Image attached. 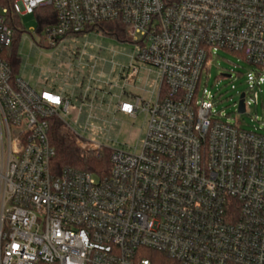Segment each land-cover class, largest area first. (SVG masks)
I'll return each instance as SVG.
<instances>
[{
    "label": "built area",
    "instance_id": "1",
    "mask_svg": "<svg viewBox=\"0 0 264 264\" xmlns=\"http://www.w3.org/2000/svg\"><path fill=\"white\" fill-rule=\"evenodd\" d=\"M46 6L57 14L45 32L51 46L123 23L133 58L158 70L161 93L117 105L149 116L139 153L112 149L105 177L57 171L53 118L84 152L104 145L67 122L70 97L13 75L2 53L15 29L0 3V264H154L150 250L169 264H264V131L231 122L200 89L202 71L224 49L253 67L245 111L258 103L264 0H13L12 12ZM131 68L128 83L138 72ZM91 91L85 130L98 120L97 90L88 85L83 99Z\"/></svg>",
    "mask_w": 264,
    "mask_h": 264
},
{
    "label": "rangeland",
    "instance_id": "2",
    "mask_svg": "<svg viewBox=\"0 0 264 264\" xmlns=\"http://www.w3.org/2000/svg\"><path fill=\"white\" fill-rule=\"evenodd\" d=\"M20 20L24 32L19 41L21 65L18 76L38 89L60 87L69 77L93 76L114 84L119 79L121 67L127 64V54L135 50L134 43L121 42L101 33H89L51 46L45 33H38L39 21L35 14H23ZM211 59L210 69L202 71L201 91L207 88L213 93L215 108L228 115L231 122L246 130L264 131V84L257 88L258 103L248 106L246 111H239L241 94L247 91L248 74L253 71L251 64L239 54L224 49H219ZM92 64L97 66L94 71ZM147 77L148 71L127 90L142 94L141 87ZM72 103L76 107L65 115V119L85 140L111 149L140 152L149 122L145 112H138L136 117L119 112L106 114L105 121L92 120L85 130V109L80 111L77 103Z\"/></svg>",
    "mask_w": 264,
    "mask_h": 264
},
{
    "label": "trees",
    "instance_id": "3",
    "mask_svg": "<svg viewBox=\"0 0 264 264\" xmlns=\"http://www.w3.org/2000/svg\"><path fill=\"white\" fill-rule=\"evenodd\" d=\"M0 3L9 9L10 24L15 29L13 43L3 49L2 56L10 64L13 75L17 76L21 65L19 41L21 34L24 32V27L19 16L12 12L13 0H0ZM34 14L39 21V34L45 33L47 28L57 23V14L52 6L37 8ZM86 32L102 33L121 42H130L128 29L120 22H103L93 26ZM63 129L64 123L59 118L51 120L50 142L56 151L53 160L55 169L59 171L69 166L92 172L98 177L108 176L111 170L110 156L112 149L104 146L98 152H84L64 134ZM147 253L153 259L154 264H169V260L162 254L151 250Z\"/></svg>",
    "mask_w": 264,
    "mask_h": 264
},
{
    "label": "crops",
    "instance_id": "4",
    "mask_svg": "<svg viewBox=\"0 0 264 264\" xmlns=\"http://www.w3.org/2000/svg\"><path fill=\"white\" fill-rule=\"evenodd\" d=\"M133 54L134 52L127 54V64L121 67L120 73L118 75L119 79L114 84L110 81L106 82V80L102 79V81L99 80L90 82V78L69 77L68 79H64V85L60 87L54 86V89L70 97L72 99V102L75 101L77 103L78 108L81 107L82 109H85V115L83 117V119L85 120V124L88 122V115L90 112L87 104L94 95V91H91L88 93L90 97L86 100L83 99L88 85H91V87L97 90L95 99L93 100L96 107L93 114H95L98 118L97 121H105L106 114H108L109 116L118 113L119 111H117L116 109L120 100L135 102L138 98H141L143 101H154L161 93L160 74L158 70L150 67L149 65L138 62L133 58ZM131 65H136L138 67V72L137 75L133 78L132 82L128 83L126 82L125 78L127 74L131 73L132 71ZM91 68L92 71L96 70V64H92ZM146 71H148L149 77H147V79L144 81V86L141 87L142 94H137L134 91H128L127 87L136 85V81L140 80ZM119 113L127 115L122 112Z\"/></svg>",
    "mask_w": 264,
    "mask_h": 264
},
{
    "label": "water",
    "instance_id": "5",
    "mask_svg": "<svg viewBox=\"0 0 264 264\" xmlns=\"http://www.w3.org/2000/svg\"><path fill=\"white\" fill-rule=\"evenodd\" d=\"M223 75H225V76H230V74H223ZM244 96H245V94L242 93V94H241V97H240V105H239V111H240V112L245 111Z\"/></svg>",
    "mask_w": 264,
    "mask_h": 264
}]
</instances>
